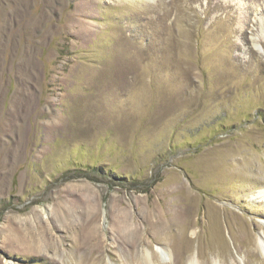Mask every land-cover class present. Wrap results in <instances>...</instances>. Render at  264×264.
<instances>
[{"label": "rangeland", "instance_id": "374dc122", "mask_svg": "<svg viewBox=\"0 0 264 264\" xmlns=\"http://www.w3.org/2000/svg\"><path fill=\"white\" fill-rule=\"evenodd\" d=\"M262 188L264 0H0V264H264Z\"/></svg>", "mask_w": 264, "mask_h": 264}, {"label": "bare ground", "instance_id": "6f19581e", "mask_svg": "<svg viewBox=\"0 0 264 264\" xmlns=\"http://www.w3.org/2000/svg\"><path fill=\"white\" fill-rule=\"evenodd\" d=\"M252 196H253L252 198H256V199L264 198V188L255 191V193ZM257 245L261 251H264V232H262L261 234L257 236ZM159 252L163 256V260L164 259L166 260V256H168L166 248L160 246ZM197 261L198 259H197V253H196L187 258L186 264H197Z\"/></svg>", "mask_w": 264, "mask_h": 264}]
</instances>
